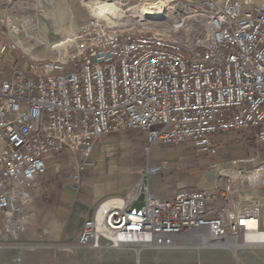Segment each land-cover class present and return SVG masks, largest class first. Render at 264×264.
I'll use <instances>...</instances> for the list:
<instances>
[{
	"label": "built area",
	"instance_id": "built-area-1",
	"mask_svg": "<svg viewBox=\"0 0 264 264\" xmlns=\"http://www.w3.org/2000/svg\"><path fill=\"white\" fill-rule=\"evenodd\" d=\"M117 1V7L143 3ZM165 13L177 17L175 28H191V48L91 14L69 41L65 60L12 67L0 83V213L8 225L22 226L19 218L46 172L47 156L66 149L79 154V185L97 143L112 133H145L151 146L193 141L208 155L217 154L213 139L227 133L248 134L264 146V7L243 0H170ZM16 49L9 44L1 53L9 57ZM242 162L221 168L208 190L184 188L172 199H158L143 185L131 201L107 199L76 245L153 249L204 231L220 242L238 241L240 249L262 250L263 243L247 240L264 237L262 205L240 207L237 195L248 184L264 188V164L248 170ZM166 166H149L144 176H159Z\"/></svg>",
	"mask_w": 264,
	"mask_h": 264
},
{
	"label": "rangeland",
	"instance_id": "rangeland-1",
	"mask_svg": "<svg viewBox=\"0 0 264 264\" xmlns=\"http://www.w3.org/2000/svg\"><path fill=\"white\" fill-rule=\"evenodd\" d=\"M94 1L0 0V36L4 39V44L0 47V63L6 71V79L9 78L12 67L21 68L29 62L39 60H65L68 50L66 53V50L61 53H51V51L56 44L71 40L78 30L88 23L91 14H93V8L90 7L96 6ZM145 1L148 0H143V3ZM243 1H247L250 5L264 4V0ZM143 3H131L132 7H122L124 13L120 15L121 19L118 21L124 24L123 30L161 33L168 38L182 42L188 48L193 46L191 28H175L177 17L165 13L158 18H140L139 7H142ZM46 10L49 11L51 17L44 15ZM105 22L107 25L113 26L108 24L107 20ZM17 30L20 33H16ZM9 44H15L17 49L9 57H6L1 53V49ZM62 53L65 55H61ZM108 136L112 140L111 145H104L103 142ZM106 137L97 143L82 174V181L90 177L96 184L107 188L110 194L102 202L111 198L128 200L124 198L128 195L125 194L127 191L133 193V198L129 200L131 201L140 193V188L143 185L154 197L157 195L161 197H156L158 199H170L164 196L176 189V186H180V190L184 188L198 190L213 188L219 170L227 167L231 162L244 160L246 162L238 165L248 170L264 164V146L256 144L254 139L244 133H227L215 137L213 139L214 148L217 151L215 155L197 151L193 141L176 146L161 144L151 146L147 140V134L129 130L112 133ZM50 156L46 157V171L47 159ZM52 157V164H61L64 171L72 172L74 175L77 173L78 167L83 164L80 155L68 149L60 153L54 152ZM78 159L80 165L77 166L75 161ZM163 162H166L167 166L161 175L144 176L143 172L147 167L160 166ZM90 164L93 165L91 169L87 167ZM123 171L126 172L124 177H122ZM98 172L101 173L102 178L99 176L101 180L95 181V179H99L96 178ZM248 186L249 184L237 195L240 207L250 205H246V202L254 199L255 192L262 191L264 193V188L251 189ZM197 233L199 234L170 239L166 246L153 248L140 255L138 250L131 248H126L128 250L124 249L125 251L112 250L126 255L130 254L132 256L131 264H240V256L245 257L250 253V250L247 252L244 249L240 252L241 249L237 251L233 248L207 247L206 245L209 243L205 244L203 241L207 237L205 232ZM103 248L108 247L104 246ZM259 251L264 252L263 249L254 252Z\"/></svg>",
	"mask_w": 264,
	"mask_h": 264
},
{
	"label": "crops",
	"instance_id": "crops-1",
	"mask_svg": "<svg viewBox=\"0 0 264 264\" xmlns=\"http://www.w3.org/2000/svg\"><path fill=\"white\" fill-rule=\"evenodd\" d=\"M255 5L264 7V4ZM3 44L4 39L0 36V47ZM6 76L4 66L0 63V83L5 81ZM111 141L108 136L103 144L111 145ZM52 156L47 159V171L38 182L40 187L31 191L32 203L25 208L19 218L22 226L8 225L0 213V264H131L130 254L126 255L108 248L93 251L77 247L85 222L93 218L98 206L110 193L107 188L96 184L90 177L76 185L73 181L74 173L64 171L61 164H52ZM75 164L80 165L79 159ZM87 167L91 169L93 165ZM97 169L101 171L100 168ZM100 174L99 172L96 174V178L99 179L95 181L101 180ZM124 176L125 171L122 172V177ZM179 190L180 186H176V189L164 197L172 199ZM125 194H128L124 197L128 200L133 198L132 192L127 191ZM254 194H256L254 199L246 202V205L253 203L263 205L261 221L264 225V193L261 191ZM233 249L240 250L236 247ZM244 250L247 252L250 250V253L245 257L240 256V264H264V252Z\"/></svg>",
	"mask_w": 264,
	"mask_h": 264
},
{
	"label": "bare ground",
	"instance_id": "bare-ground-1",
	"mask_svg": "<svg viewBox=\"0 0 264 264\" xmlns=\"http://www.w3.org/2000/svg\"><path fill=\"white\" fill-rule=\"evenodd\" d=\"M119 2L116 0V3ZM169 1L168 0H148L145 1L143 3L142 7H139V17L142 19H150V18H158L161 17L162 14H165L166 9H167V3ZM94 5L97 6L98 10H96V7H90L93 8V14L97 15L98 17H102L105 20H107L108 24H112V25H116L118 19H121V14L124 13V10L122 9V7H117L115 0H95ZM160 9V11H156ZM44 15H46V17H49L51 14L49 13L48 10H46L44 12ZM160 15V16H159ZM123 16V15H122ZM39 17V16H38ZM51 17V16H50ZM16 33H20L19 30L16 31ZM70 40V39H69ZM69 40L63 43H58L53 47V50L51 51V53H61L62 51L66 50L65 53L67 52V48L69 45ZM65 53H62L61 55H65ZM64 57V56H63ZM261 205V204H260ZM263 206V205H262ZM199 232V231H197ZM197 232H193L190 233L188 235H182V236H176V237H172V238H168V240L170 239H177V238H181V237H185V236H191L193 234H199ZM205 235H207L206 238H204V243L208 245H206L207 247H218V248H233L236 247L237 249L241 248L242 245L240 244V242L238 241H226V242H220L216 239H213L212 237H210V235H208L207 233H204ZM262 238V239H261ZM255 237V236H248L247 240L250 243H263L264 244V237ZM166 241V242H167ZM136 246V245H134ZM139 246V245H137ZM147 250H151L150 248H146L144 246H139L138 252L139 254H141L143 251H147ZM253 251H256L255 249H252ZM140 264V263H139Z\"/></svg>",
	"mask_w": 264,
	"mask_h": 264
},
{
	"label": "water",
	"instance_id": "water-1",
	"mask_svg": "<svg viewBox=\"0 0 264 264\" xmlns=\"http://www.w3.org/2000/svg\"><path fill=\"white\" fill-rule=\"evenodd\" d=\"M130 248H131V249H136V250H138V249H139V246H137V245H136V246H131ZM137 248H138V249H137Z\"/></svg>",
	"mask_w": 264,
	"mask_h": 264
}]
</instances>
